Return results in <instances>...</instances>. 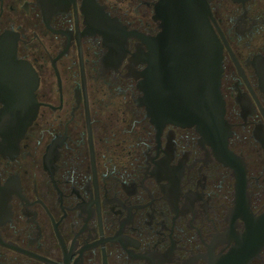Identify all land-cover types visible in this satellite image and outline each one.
<instances>
[{"label":"flooded vegetation","instance_id":"af4514ba","mask_svg":"<svg viewBox=\"0 0 264 264\" xmlns=\"http://www.w3.org/2000/svg\"><path fill=\"white\" fill-rule=\"evenodd\" d=\"M178 1L0 0V110L9 74L36 106L0 128V264H264V0ZM180 9L219 45L217 127L134 102Z\"/></svg>","mask_w":264,"mask_h":264},{"label":"water","instance_id":"95a60500","mask_svg":"<svg viewBox=\"0 0 264 264\" xmlns=\"http://www.w3.org/2000/svg\"><path fill=\"white\" fill-rule=\"evenodd\" d=\"M183 1L187 5V0ZM152 43L158 56L143 70L138 81L142 95L134 100L135 104L144 108L154 126L163 122L202 129L219 126L223 120L220 50L207 32L203 16L192 18L180 9L175 17H168L167 29ZM17 63L27 75L28 64ZM15 80L9 74L6 96L10 99L0 110V128L13 141L22 135L36 109L33 83L26 76L19 83Z\"/></svg>","mask_w":264,"mask_h":264}]
</instances>
